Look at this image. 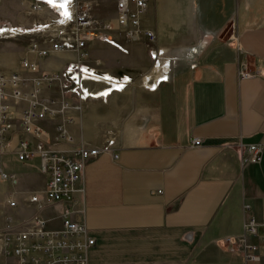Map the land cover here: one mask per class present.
Segmentation results:
<instances>
[{"label": "crops", "instance_id": "obj_1", "mask_svg": "<svg viewBox=\"0 0 264 264\" xmlns=\"http://www.w3.org/2000/svg\"><path fill=\"white\" fill-rule=\"evenodd\" d=\"M31 1L22 3L34 13ZM60 10L35 11L49 16L27 29L54 21ZM143 20L158 34L154 43L121 34L119 41L115 33L123 48L90 42L117 49L90 51L85 64L103 76L89 79L97 93L71 111V140H56L57 120L43 122L62 149L104 148L85 163L77 204V218L95 238L88 263L245 264L226 238L243 231L245 201L264 216V0H149ZM141 41L148 47L138 48ZM75 56L60 52L39 61L44 69H63ZM243 62L258 74L241 77ZM250 143L262 144V160L242 161ZM44 182L20 172L18 206L0 194V221L5 204L14 222L40 211L59 226L63 205L48 204L39 192ZM12 259L0 240V264Z\"/></svg>", "mask_w": 264, "mask_h": 264}, {"label": "built area", "instance_id": "obj_2", "mask_svg": "<svg viewBox=\"0 0 264 264\" xmlns=\"http://www.w3.org/2000/svg\"><path fill=\"white\" fill-rule=\"evenodd\" d=\"M100 0H32V11L61 6L52 22L39 23L36 30L47 32L52 25L60 30L47 42L29 44L21 67L0 72V181L13 187L19 174L8 171L3 164L7 154H16L20 160L39 158L45 182L43 193L48 204L63 205L61 223L52 226L42 212L28 218L7 223L0 231L1 248L13 257L9 264H89L88 249L95 243L84 221L77 218V204L84 192L83 170L88 159L104 150L97 145L81 144L65 150L51 140L44 127L45 120H57L55 138L70 141L68 122L72 110H82L83 100L97 93L88 84L89 79L103 76L89 68L91 41L102 39L123 46L113 37L114 32L128 41L146 40L154 43L158 34L144 25V14L149 0H115V14L104 19L96 13ZM46 33L45 35H48ZM50 36V35H48ZM60 52L76 54L73 62L63 69H44L39 59ZM239 74L251 77L258 70L243 62ZM194 138L193 144H200ZM262 144L250 143L244 147L242 161L262 160ZM13 196V195H12ZM31 199L38 200L37 192ZM9 204L18 206L14 196ZM253 204L244 202L246 218L243 231L236 237L228 236L244 255L245 264H264V216L252 212Z\"/></svg>", "mask_w": 264, "mask_h": 264}, {"label": "rangeland", "instance_id": "obj_3", "mask_svg": "<svg viewBox=\"0 0 264 264\" xmlns=\"http://www.w3.org/2000/svg\"><path fill=\"white\" fill-rule=\"evenodd\" d=\"M96 13L104 19L113 17L115 14V0H100L96 6ZM48 16L49 14L44 11L29 12L26 10L22 0H0V28H4V32L0 34V72L11 71L15 66L20 64V59L31 42H47L50 40L51 36L54 35L52 31L42 32V30L27 29L31 26L30 22H39ZM15 25H18V27H14ZM46 33H49L48 35L50 36L45 35ZM114 33V37L121 41V35L116 34V32ZM137 44L139 45L138 48L145 49L148 47L145 41L137 42ZM109 48L117 49V47L102 41L95 42V45L94 43L89 45L91 52L100 49L104 54L108 52ZM3 164L8 171H15L18 174L20 172H27L32 179L45 177V174L41 170L39 158L20 160L16 154H7L3 159ZM30 183L35 185L34 180H30ZM15 190V187L10 183L0 185V194L2 196L11 195L10 198H13L14 196L12 195L17 196ZM1 210L0 229L4 228L7 223L13 222L12 218L16 216L14 210L5 204Z\"/></svg>", "mask_w": 264, "mask_h": 264}]
</instances>
